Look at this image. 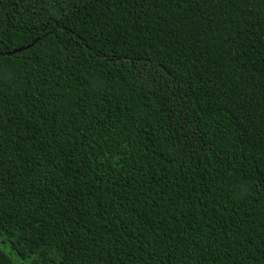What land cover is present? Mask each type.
<instances>
[{"label": "trees", "instance_id": "16d2710c", "mask_svg": "<svg viewBox=\"0 0 264 264\" xmlns=\"http://www.w3.org/2000/svg\"><path fill=\"white\" fill-rule=\"evenodd\" d=\"M0 54V264H264V0H0Z\"/></svg>", "mask_w": 264, "mask_h": 264}, {"label": "water", "instance_id": "95a60500", "mask_svg": "<svg viewBox=\"0 0 264 264\" xmlns=\"http://www.w3.org/2000/svg\"><path fill=\"white\" fill-rule=\"evenodd\" d=\"M33 44H34V42H33V43H31V44H29V45H28V46H26V47H21V48H19V49H17V50H14V51H13V52H11V53H7L6 55H12V54L20 53V52H22V51H24V50H26V49H28V48L32 47V46H33ZM0 55H2V54H0Z\"/></svg>", "mask_w": 264, "mask_h": 264}, {"label": "rangeland", "instance_id": "374dc122", "mask_svg": "<svg viewBox=\"0 0 264 264\" xmlns=\"http://www.w3.org/2000/svg\"><path fill=\"white\" fill-rule=\"evenodd\" d=\"M12 258H13V260H14V262L16 263V264H28V263H24V262H21V261H19L17 258H15L14 256H12Z\"/></svg>", "mask_w": 264, "mask_h": 264}]
</instances>
